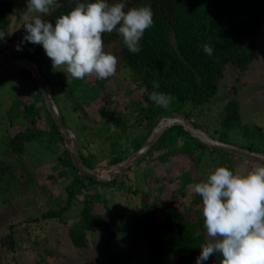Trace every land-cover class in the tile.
<instances>
[{"label": "trees", "instance_id": "16d2710c", "mask_svg": "<svg viewBox=\"0 0 264 264\" xmlns=\"http://www.w3.org/2000/svg\"><path fill=\"white\" fill-rule=\"evenodd\" d=\"M19 2L0 0V32L5 33L3 41L8 45L13 42L9 47L11 54L3 58V63L6 66L15 58L26 57L38 64L52 92L56 90V101L61 99L66 108L70 107L74 119L79 120L75 133L79 138L82 159L89 167L121 162L140 148L162 117L180 113L215 138L229 142L233 136L240 140L234 141V144L264 153V128L259 123L243 119L241 100L233 97L220 106L221 109V101L218 100L226 91L235 94L239 90L247 92L245 82L248 71L260 76L264 74V67L255 69L256 53L258 49H264V0H125V10L127 7L151 8L153 23L144 30L137 53H130L115 31L102 35L103 50L117 58L115 73L106 79H96L95 74L86 75L83 79L67 77L65 72L52 68L50 59L39 44L28 43L25 50L17 51L13 29L9 27ZM79 2L87 0H54L49 13L42 17L54 23L59 14ZM111 41L117 43L116 51H111ZM204 43L212 47L211 56L203 52ZM18 71L22 72L24 86L33 89L34 93L32 95L30 91L31 98L28 100H14L9 107L12 111L8 108L0 113V177L14 176L24 188L30 189L31 183L40 175L41 167L25 161L26 143L48 133L47 127L39 128L44 117L39 102H42L52 121L53 138L57 144V138L62 140V144L64 140L31 71L28 68ZM258 81L264 82V79ZM154 82L159 84V88H153ZM131 84L134 86L131 87ZM84 85L87 90L98 91L97 97L102 101L97 106L102 116L101 125L96 124L98 119L95 115L87 118L76 109L80 107L85 111L90 105L87 91L82 89ZM111 85L115 86V90L111 89ZM257 88H263L259 92L264 95V83ZM154 90L171 96L168 107L162 108L149 99ZM132 93L139 94L129 97L130 100L135 99V103L125 102L121 114L110 111L113 105L123 103L122 96ZM63 119L65 122L64 116ZM135 126L141 128V133L132 141L129 139L130 142L122 140V134ZM52 152L57 161H53V172L47 177L59 184L60 194L55 195L49 188L43 187L41 196L44 198L41 197L40 204L44 208H41L40 216L30 214L29 220L40 217L45 222L52 219L64 222L66 216L72 214L74 219L68 230L71 243L85 250L91 245L89 236H92L94 250L91 249L90 254L96 252L97 258L102 255L99 258L101 264L103 259L105 264L106 260L107 264H132L133 252L143 264H166L174 256L178 257L177 264L194 263L200 251L199 245L211 237L203 227L201 197L195 193L187 201L189 193H186L185 187L188 184L194 187L202 182L209 170L216 166L224 165L236 171L235 162L238 160L259 161L209 146L182 125L165 130L148 152L124 174L107 181L97 180L78 170L69 151L67 156L57 149ZM146 157L149 159L145 164H150L149 169L158 177L153 174L154 179L151 178V171L143 169L144 173L148 172L145 178L150 187L146 190L133 183L126 186V182H131L127 178L130 170ZM156 165H162L164 172L169 173V180L177 185L169 188V194L165 192L164 178L155 171ZM181 165L187 170L183 177L178 169ZM17 166H21L19 176L13 174ZM170 166H176L173 174ZM60 184H63L62 187ZM155 184L163 188L158 194L149 190ZM163 193L167 201H160L164 198ZM136 196L139 197L138 203L135 202ZM122 197L127 199V204L120 215L112 218L109 204H114L113 200L121 201ZM100 233L102 235L94 239ZM121 234L129 237L127 244L120 240ZM24 241L11 230L0 236V250L7 254L17 252L24 246ZM29 247L32 248L30 245L24 248L28 251ZM120 249L123 254L118 253ZM211 256L220 259L219 253ZM95 260V256L86 258L84 264H96Z\"/></svg>", "mask_w": 264, "mask_h": 264}, {"label": "clouds", "instance_id": "9594fccd", "mask_svg": "<svg viewBox=\"0 0 264 264\" xmlns=\"http://www.w3.org/2000/svg\"><path fill=\"white\" fill-rule=\"evenodd\" d=\"M53 3L54 0H25L28 13L36 14L22 17L25 31L14 46L20 51L25 43L39 44L52 68L73 79L89 74H95L96 79L112 76L117 58L103 50L102 35L115 31L127 50L137 53L144 30L153 23L151 8L125 10V0L79 2L59 14L53 23L42 19ZM4 37L5 33L0 32V41ZM202 49L212 55L208 43ZM153 88H159V84L154 82ZM149 99L162 108L171 102L170 95L155 90ZM193 191L201 197L203 227L213 238L199 245L194 264H202L216 253L219 264H264V165L246 172L216 166L204 181L194 185Z\"/></svg>", "mask_w": 264, "mask_h": 264}, {"label": "rangeland", "instance_id": "374dc122", "mask_svg": "<svg viewBox=\"0 0 264 264\" xmlns=\"http://www.w3.org/2000/svg\"><path fill=\"white\" fill-rule=\"evenodd\" d=\"M36 13H28L27 7L25 4V0H20L18 9L16 11V15L13 17L12 23L10 25V29L12 30L13 35L15 36V43L19 44L21 36L24 34V27H23V16H29L31 18L32 15H35ZM43 19V17H42ZM10 43V42H9ZM10 44H13L11 42ZM10 44L8 45L7 42L2 41L0 42V70L5 67L4 65V59L6 55L11 54V51L9 49ZM28 43H25L21 45L23 51L27 48ZM111 51L117 50V43L112 42L110 43ZM257 55V62L255 69L258 70L260 68L264 67V49H258ZM4 58V59H3ZM19 58V57H18ZM16 59V58H15ZM263 70V69H262ZM263 73V71H261ZM260 73V74H261ZM22 72L16 71L12 72L10 75L7 76L6 79H4L3 83H0V113L3 112V110L8 109L11 107V104L14 100L21 98V99H30V91L33 95L34 91L33 89H29L28 86H24L25 82L21 78ZM94 74H89L88 76H93ZM121 74H118L120 76ZM248 76V81L246 80L245 87L247 89V92L245 90L238 92V94H235L234 92L226 91L225 93L220 96L218 99L221 101V104L219 107L223 106L229 99L233 97H238L242 102V116L245 121L249 122H256L262 125L264 128V95L259 92V90H263V88L258 89L257 87L261 85V81H258L259 79H264V74L262 76L257 75V73L250 72L246 74ZM228 79V78H225ZM87 82H90L87 80ZM225 84V80L223 81ZM132 85V86H131ZM130 86L133 87L134 84H131ZM82 89H85L87 92V97L90 101V105L86 106L85 111L77 107L76 109L79 110V112L85 116L89 117L96 116L98 119V122L96 124L100 125L102 124V121L100 117H102L99 113L98 105H100V102H102L99 97H97L98 91H93L90 89H86V85L82 87ZM111 89L115 90V86L111 85ZM256 89V90H255ZM56 90H53V93H55ZM100 93V92H99ZM259 94V95H258ZM132 95V96H131ZM131 95H125L122 96L123 103H119L118 105H113L110 109L112 113L116 112L121 114L124 111V105L125 102L135 103V99L129 97H134L139 94H131ZM95 99V100H94ZM94 100V101H93ZM58 106L65 118V122L67 126L72 130H77V123L79 120L74 119V117L70 114V107L69 109L66 108L64 103L61 99L57 98ZM41 107L42 112H44V117L41 120V127H47L48 133L46 135L44 134L42 138L36 139V140H30L26 143L27 146V155L23 156L25 161H28L32 165H37L38 168H40L41 173L39 176H37L35 182L31 183L30 189H26L23 187V185L16 180V177H11L10 175H3L0 177V236L9 232L14 231L16 237L19 239H25L24 246L20 248L17 252H11L9 254L6 253L3 249L0 250V257H2L0 264H16V262H20L21 264H84V261L86 258L90 259L95 256L96 264H101L100 255L98 258L95 253L93 252L92 255L90 254L92 248V236H89V239L91 241V245L87 247V249H79L75 247L69 237H68V230L69 225L72 222L73 215L69 214L66 216V220L64 222L52 219L48 222H45V220L41 219L40 217L36 220H29L30 214H41L42 207L41 205V197L44 198V196H41L42 188L47 187L50 191H53L55 195L60 194V187L58 183H54L52 180L48 179L47 175L49 173L53 172V168L56 163V158H54L53 150H56L64 155H68V149L66 150L65 144H62V140L60 138L57 140L54 137V127L52 126V121L48 115V112L45 111L42 107V102L38 103ZM16 105V104H14ZM75 107V106H74ZM220 107V109H221ZM16 107L13 109L15 110ZM10 111L11 108H9ZM128 110V109H127ZM50 114V112H49ZM15 115V114H13ZM53 118V117H51ZM129 118H133V116H130ZM54 121V119H53ZM104 122V121H103ZM99 125V127H100ZM104 129H106L105 125H102ZM98 127V128H99ZM141 128L138 126H135L134 129H131L129 131H125L122 134V140L129 139L132 141L133 138L141 133ZM235 143L240 140H236L231 136L229 138V142ZM62 142V143H61ZM130 142V141H129ZM124 144L126 142H123ZM106 143L105 145H107ZM151 156V154L149 155ZM149 157H146L144 161L140 164H136L132 170L129 172V178L131 182H126V186H128L129 183H133L139 187H142V189H148L150 187L148 179L146 181L145 176H147L148 172L146 171L144 173V170H150L151 168L150 164H145V161H147ZM44 160V161H42ZM55 161V163L53 162ZM149 161H152L151 159ZM44 162V163H43ZM257 163L253 161H237L235 162V166H237L236 171L246 172L247 170H250L251 168L264 165V162L256 161ZM144 164V165H143ZM164 165V164H163ZM31 166V165H30ZM146 166V168H145ZM19 167V168H18ZM155 171L159 173V177L164 178V183L166 184V193H170V189L177 186L175 184V181L169 180L168 176L169 173H165L164 169L162 168V165H156ZM171 167V166H170ZM176 167V166H175ZM171 167V174L175 172L176 168ZM20 168L21 166L15 167V170L13 171V174L16 173L17 176L20 174ZM31 168L34 169L33 166ZM180 171V176L183 177L186 174V169L181 165L178 167ZM151 171V170H150ZM55 172V171H54ZM150 174L152 175L151 178L154 179L153 174H155L154 171H151ZM164 175V176H163ZM205 179H203L204 181ZM63 185V184H62ZM60 184V186L62 187ZM156 186L149 188V190H153L154 193H160L162 191V187ZM193 185L188 184L185 187L186 193H189V196L186 197L187 201H190L191 197H194L193 195L195 192L193 191ZM48 190V189H47ZM110 192V188L107 189ZM115 191V189H113ZM164 198L160 199V201H167L166 194L163 193ZM121 201L117 202L114 201V204H109L111 206V212H112V218H115V215H120L123 211V208L127 204V199L125 197H122ZM139 197L136 196V203L139 202ZM43 200V199H42ZM116 200V199H115ZM41 205L40 207H38ZM111 218V222L113 223V219ZM102 234L96 235L94 239H98L99 236ZM129 237L127 235L120 237V240L124 243L128 241ZM213 239L212 237L210 240ZM30 245L32 248L29 247L30 250H26L24 247ZM1 247V245H0ZM124 247V246H123ZM26 251H24V249ZM135 250V246H133ZM137 250V246H136ZM82 251V252H81ZM118 253L123 254L122 249L120 251L118 250ZM137 253V252H136ZM132 255L134 256V259L132 261V264H143L140 260H138L135 256L136 254L133 252ZM218 258H215L213 256H210L209 259L206 262H202V264H219ZM178 263V257L174 256L173 259L170 262H167L166 264H177ZM103 264H105L103 259ZM107 264V260H106ZM194 264V263H192Z\"/></svg>", "mask_w": 264, "mask_h": 264}, {"label": "water", "instance_id": "95a60500", "mask_svg": "<svg viewBox=\"0 0 264 264\" xmlns=\"http://www.w3.org/2000/svg\"><path fill=\"white\" fill-rule=\"evenodd\" d=\"M22 68H28L36 79L38 88L42 92L45 105L53 117L55 124L61 133V136L63 137L65 146L71 155L74 166L81 172L97 180L107 181L124 174L135 162H137L148 152V150L165 130L174 125H182L190 134L197 137L199 140L209 146L223 149L246 158L264 162V153L215 138L202 128L195 126L185 114L180 113L174 116L162 117L140 148L121 162L116 164H108L106 166H100L97 168L89 167L82 159L78 136L76 135L75 131L70 129L64 122L60 108L51 91L47 78L41 73L36 62L25 57L15 59L0 70V80L4 79L12 72H16Z\"/></svg>", "mask_w": 264, "mask_h": 264}]
</instances>
